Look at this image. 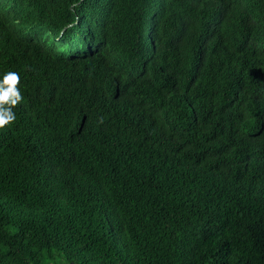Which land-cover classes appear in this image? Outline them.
<instances>
[{"label":"trees","instance_id":"1","mask_svg":"<svg viewBox=\"0 0 264 264\" xmlns=\"http://www.w3.org/2000/svg\"><path fill=\"white\" fill-rule=\"evenodd\" d=\"M0 264H264V0H0Z\"/></svg>","mask_w":264,"mask_h":264},{"label":"clouds","instance_id":"2","mask_svg":"<svg viewBox=\"0 0 264 264\" xmlns=\"http://www.w3.org/2000/svg\"><path fill=\"white\" fill-rule=\"evenodd\" d=\"M20 77L16 72H7L0 77V128L10 125L16 119L14 107L22 100L17 85Z\"/></svg>","mask_w":264,"mask_h":264},{"label":"water","instance_id":"3","mask_svg":"<svg viewBox=\"0 0 264 264\" xmlns=\"http://www.w3.org/2000/svg\"><path fill=\"white\" fill-rule=\"evenodd\" d=\"M68 264H80V263H77V262H71V263H68Z\"/></svg>","mask_w":264,"mask_h":264}]
</instances>
